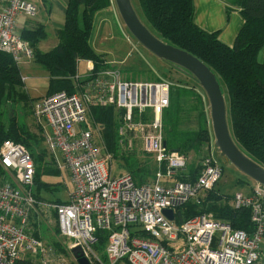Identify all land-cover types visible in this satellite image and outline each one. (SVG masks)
Masks as SVG:
<instances>
[{
  "label": "built area",
  "instance_id": "obj_1",
  "mask_svg": "<svg viewBox=\"0 0 264 264\" xmlns=\"http://www.w3.org/2000/svg\"><path fill=\"white\" fill-rule=\"evenodd\" d=\"M36 14L30 0H0V51L17 65L32 60L33 52L16 29L15 18ZM79 60H85V71L73 80L85 92L57 91L35 106L45 123L48 150L59 154L69 173L73 187L66 201L37 198L31 189L35 166L29 150L10 139L0 145V168L8 178L0 180V264H15L28 254L39 255L43 264H64L31 231L34 216L48 218L52 212L61 234L72 240L70 251L80 246L92 264L100 229L108 237L106 260L98 264H264V186L255 181L249 193L237 191L231 203L236 209H250V230L234 228L209 212L180 224L174 220L179 207L203 200L222 173L206 153L195 179L176 177L185 169L187 156L167 149L162 126L174 82L160 76L129 79L116 67L96 68L92 59ZM88 104L120 111V142L132 149L134 133L142 151L153 158L148 180L139 183L126 170L112 173L115 157L101 143L99 127L88 122ZM56 164L60 166L58 158ZM164 209L173 212V219Z\"/></svg>",
  "mask_w": 264,
  "mask_h": 264
},
{
  "label": "trees",
  "instance_id": "obj_2",
  "mask_svg": "<svg viewBox=\"0 0 264 264\" xmlns=\"http://www.w3.org/2000/svg\"><path fill=\"white\" fill-rule=\"evenodd\" d=\"M138 4L149 29L165 42L198 57L225 85L233 139L244 153L264 166V0H235L240 7L243 23L231 45L221 41L217 31H206L194 22L192 0H138ZM107 8L108 0H68L65 21L58 32L59 41L48 51H41L37 47L38 41L45 35L44 29L38 27L19 31L22 39L32 48L34 63L47 73V95L61 90L69 93L76 91L73 77L78 59H92L96 68L105 66L104 59L94 51L91 40L95 15ZM262 50L263 56L259 59ZM19 69L9 54L0 51V107L6 96L17 93L20 87ZM185 90L181 86H172L170 104L162 115L164 141L169 151L176 150L185 155L191 151L196 155H205L208 152L209 132L206 122L202 125L205 121L203 110L196 116L197 129L191 131L183 127L182 98L192 96L194 101H198L197 104L200 102L192 92L186 96ZM28 97L31 100L32 97ZM90 115L100 124L106 150L113 153L137 182L148 180L154 170L151 171L143 162L138 163L139 160L135 158L131 159L130 154L122 155L118 149V121L114 107L96 106L91 109ZM6 139L23 144L30 154H34L42 141L39 133H31L25 124H19L15 116H11L9 124L5 126L0 115V145ZM199 165L193 166L183 180L195 179ZM48 170L46 168L42 175L60 173L57 169ZM61 188L40 180L35 196L45 199V194L55 195ZM230 199L229 195L220 193L214 186L200 202L189 201L179 207L174 220L180 224L197 214L213 211L216 218L229 221L234 228L250 230V209L233 208L229 204ZM65 201L60 197L54 200L58 203ZM96 235V246L102 249L103 243H107L108 232L100 229ZM37 256V261L24 257L15 264H43V259ZM102 260H106L105 252Z\"/></svg>",
  "mask_w": 264,
  "mask_h": 264
},
{
  "label": "rangeland",
  "instance_id": "obj_3",
  "mask_svg": "<svg viewBox=\"0 0 264 264\" xmlns=\"http://www.w3.org/2000/svg\"><path fill=\"white\" fill-rule=\"evenodd\" d=\"M130 1L137 15L144 22L139 8L138 0ZM108 8L111 10H103L95 15V31L92 38L93 48L97 52L103 53L109 60L119 62L118 67L127 71L125 74L126 78L138 80H154L157 79V76H160L174 82L175 86H181L186 89V96L190 92H192V94H194L195 97L200 100V102L199 104H197L198 101H194V97L192 96L182 98L184 110H182L181 114L183 117H185L183 127L184 129H188L191 131L197 129L198 122L196 116L200 110H203L205 121L202 123V125H204V123L206 122V127H209L211 130L210 107L208 98L197 80L192 75L185 73L184 71L177 69L175 66H172L159 59L148 49L138 43L123 24L114 0H108ZM122 30H125L126 34H128L129 36V40H131L132 43L136 45V48L132 46L130 42H127L125 38H123ZM262 56L263 50L260 52L259 59H262ZM19 68L20 87L17 89L16 94L11 93V96H6V98H4L2 106L0 107L2 122L5 124V126H7L9 124L10 117L15 116L19 124H25V126L31 133L40 134L42 141L36 148L34 154L31 153L36 170L31 189L35 192L40 180L43 182H49L52 186H59L62 188L61 190L55 192V195L45 194L44 198L54 201L55 197H60L61 199L66 200L68 198L69 192L73 187L68 170L64 166V164L61 163L62 160L61 158H59V154L56 155L48 150L45 143V132H43L45 123L44 120L39 117L35 111L36 104L47 95V73L44 69H42L35 63L31 66L19 64ZM84 71L85 60H77L76 73L79 75ZM134 72H136L137 74H135ZM23 76L26 77L24 78ZM218 81L226 105L227 122L230 126L228 94L225 85L220 80ZM74 87L80 95L85 92L82 85H75ZM28 95L32 97L31 100H29ZM88 107L90 108L87 114L90 118L88 122L90 124L94 122L99 127L100 141L102 144H104L102 139L103 136H101L102 132H100V124L96 123L90 115L91 109L94 107L89 104ZM114 110L119 127L122 124L120 111L116 108H114ZM210 134L211 138L208 143L207 153H209L212 159L222 168L221 176L217 181L215 188L220 193L229 195L231 197V199L229 200V204L231 205L233 195L237 191H241L243 193L249 192L250 186L254 184V181L242 171H240L231 162H229L226 158H223L219 155V152L214 145V137L212 136V131L210 132ZM116 136L118 149L122 155L123 153L130 154L131 159L135 158L139 160L138 163L143 162V164L151 169V171L154 170L153 158L151 157V155H148L142 151V145L139 136H135L134 133H131V136L134 137V144L132 149L127 147L126 142H120L118 132ZM202 155L203 154L196 155L191 151L188 152V154L186 155V167L176 177L178 179H185L187 177L186 175H188L187 172L193 166H196L200 163ZM57 158L59 159L60 166L56 164ZM105 163L108 167L109 160H106ZM46 168H48L49 170L57 169L60 171V173H48V175H42V172H44ZM49 170L48 172H51ZM111 170L115 175L125 172L124 168L122 167V163L116 158H113L112 160ZM6 179H8L7 173L1 169L0 180ZM209 213L213 214L214 212L209 211ZM31 231L34 236H36L45 246H48L51 249L55 259L61 260L64 264H78L76 259L72 256L69 248V246L72 244V240L61 234L56 214L52 212L48 218L43 217L40 219L37 216H34L32 218ZM96 244L97 242L94 243L93 251L96 253L97 259H91L93 264H98V260H101L103 258L106 247V245H104L103 243L102 249H100L98 246H96ZM26 257L33 260L38 259L37 254H28V256Z\"/></svg>",
  "mask_w": 264,
  "mask_h": 264
},
{
  "label": "water",
  "instance_id": "obj_4",
  "mask_svg": "<svg viewBox=\"0 0 264 264\" xmlns=\"http://www.w3.org/2000/svg\"><path fill=\"white\" fill-rule=\"evenodd\" d=\"M119 16L134 39L159 59L192 75L206 93L210 107V124L214 145L219 155L226 158L253 181L264 186V166L244 153L236 144L227 122L226 105L216 74L193 54L165 42L141 20L130 0H114ZM173 219V212L164 209ZM78 264H91L80 246L71 248Z\"/></svg>",
  "mask_w": 264,
  "mask_h": 264
},
{
  "label": "crops",
  "instance_id": "obj_5",
  "mask_svg": "<svg viewBox=\"0 0 264 264\" xmlns=\"http://www.w3.org/2000/svg\"><path fill=\"white\" fill-rule=\"evenodd\" d=\"M30 1L35 3L37 7L36 16L34 18H28L23 15L17 16L15 18V27L18 31L33 30L38 27L44 29L45 35L43 38H41L38 41L37 47L41 51H48L53 47H55L59 41L58 32L63 27L65 21V8L68 0H30ZM192 3H193L194 22L199 27H201L206 31L209 32L217 31L220 40L226 44L231 45L243 23V17L241 14L240 7L235 4V0H192ZM107 9H104V11H106ZM94 31H95V22H94ZM94 31L92 38L94 36ZM122 36L123 38L126 39L127 42H130L132 46L136 48V45L133 44L131 40H129L128 38L129 36L128 34H126L125 30H122ZM92 44L93 41L91 40V45ZM94 51L104 59L105 62L104 67H116L122 72L123 75L126 74L127 71L118 67L119 62L109 60L103 53H99L95 49ZM32 61L33 58L32 60L23 62L22 64L31 66L34 64V62ZM134 73L137 74L136 72ZM207 128H208L209 140H210L211 130L209 127ZM229 128L232 134L231 126H229ZM245 193L247 194L249 192H245Z\"/></svg>",
  "mask_w": 264,
  "mask_h": 264
}]
</instances>
